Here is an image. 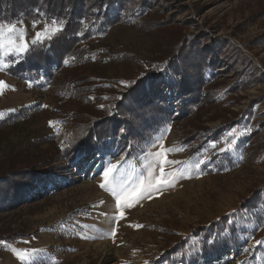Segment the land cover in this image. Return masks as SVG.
<instances>
[{
	"label": "rangeland",
	"instance_id": "374dc122",
	"mask_svg": "<svg viewBox=\"0 0 264 264\" xmlns=\"http://www.w3.org/2000/svg\"><path fill=\"white\" fill-rule=\"evenodd\" d=\"M3 1L0 25L22 29L29 49L52 20L64 28L73 4ZM79 1L77 51L62 69L10 72L27 51L0 71V170L31 161L52 173L0 209V264H264V0ZM181 74L194 80L185 112ZM138 81L129 97L166 105L163 126L131 141L107 124L102 148L58 158L88 113L112 114ZM164 150L173 186L118 209L99 187L105 168L116 166V190L155 184L149 165Z\"/></svg>",
	"mask_w": 264,
	"mask_h": 264
},
{
	"label": "trees",
	"instance_id": "16d2710c",
	"mask_svg": "<svg viewBox=\"0 0 264 264\" xmlns=\"http://www.w3.org/2000/svg\"><path fill=\"white\" fill-rule=\"evenodd\" d=\"M34 2L35 0H27L23 2L21 0H5V4L8 5L7 7L12 8L15 6V10L18 8V10H23L22 12H29L30 5L34 4ZM3 3L4 1L0 0V8ZM47 3L51 6L53 1L47 0ZM72 3L73 4L70 6V12H67L65 15V17H67V15L69 17L62 31L54 35L49 41L33 44L24 55L23 59H21L18 66L11 67L10 72L17 74L25 71H38L43 68H48L53 64H55L58 70L62 69V59L71 54L74 55L77 51L74 44L77 40L76 34L80 30V25L75 17L79 16L82 11L81 2L79 0H73ZM49 11L50 13H54L52 9H49ZM1 13L2 9H0V16ZM8 14L9 11L6 10L4 12L5 18L0 17V21L4 19L7 20L9 18ZM12 15L14 17L17 16L15 12L12 13ZM180 77L181 79L178 87L180 90L186 91V96L179 101L178 107L181 112H185L186 106L194 103L188 102L186 104V101L184 100L185 98H190L189 96L192 94L191 90L194 87V80L192 76L181 74ZM80 81H82V78L78 79V82ZM80 83L82 84V82ZM138 84L139 81L135 86L125 89L128 95H126L127 93L124 94V101L116 104V109L112 114L107 115V113L102 116L99 109L94 110L92 113H88L90 119L84 126V128H86L85 131L80 134L76 132L73 139L68 143V147L63 150L58 158L66 164H73L78 155L94 153L96 148H102L101 146L104 144H99L100 142L97 143V137L100 135V128L107 124L109 128L111 127L114 135H117L119 131L124 128L127 140L131 141H137L138 139L143 138L152 128L158 129L163 126L166 120L172 116L170 111H168L164 104L145 103L142 105L139 104L141 99L133 100L132 96L134 91L139 88ZM131 94L132 96L129 97ZM88 102L90 101L88 100ZM130 106L133 107L130 108ZM142 110H145V112L142 113L140 117H136L135 112H141ZM80 114L84 116L85 113H81L80 111ZM144 114H151L152 122L150 124H147V118L143 117ZM133 119H141L142 121L134 122ZM139 128H141V130H139ZM30 162H23V166L21 163H19V165L8 163L5 169L0 170V209L11 206L18 200H24L29 194V191L35 188L34 186H37L47 177L52 175V173H48L49 171L47 170L36 169L33 164H30ZM31 184H34V186Z\"/></svg>",
	"mask_w": 264,
	"mask_h": 264
},
{
	"label": "snow or ice",
	"instance_id": "6c2138e0",
	"mask_svg": "<svg viewBox=\"0 0 264 264\" xmlns=\"http://www.w3.org/2000/svg\"><path fill=\"white\" fill-rule=\"evenodd\" d=\"M63 21L52 20L46 24L41 32H37L36 36L32 40V44L43 43L46 39H51L62 30ZM29 50V43L25 39V34L22 29H17L15 25H0V71H3L7 66V60L9 57L18 58ZM4 86V82L0 81V87ZM51 126V122H50ZM163 148V146L161 145ZM170 150H164L153 154L154 159L149 167H154L159 164L161 176L157 179V182L153 184L151 180L147 184H142L139 188L128 189L121 187L119 190L110 187V177L115 171V165H109L103 172L102 180L99 187L101 189H108L111 194L116 198V207L122 208L127 204L131 206L133 198L136 200L142 199L150 189H154L157 192L163 190L164 187L173 186L175 179L179 177L173 173H165L164 167L167 164L174 163L166 159L167 152ZM166 176H171V179H166ZM123 216V213H121ZM113 235L115 232L113 231ZM257 244H262L264 241H256Z\"/></svg>",
	"mask_w": 264,
	"mask_h": 264
}]
</instances>
